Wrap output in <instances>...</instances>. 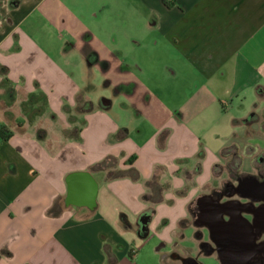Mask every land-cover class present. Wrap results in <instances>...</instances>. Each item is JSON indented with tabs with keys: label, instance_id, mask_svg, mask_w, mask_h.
<instances>
[{
	"label": "crops",
	"instance_id": "0c3cea01",
	"mask_svg": "<svg viewBox=\"0 0 264 264\" xmlns=\"http://www.w3.org/2000/svg\"><path fill=\"white\" fill-rule=\"evenodd\" d=\"M133 1L158 36L144 82L116 31L132 0H0V264H147L157 243L174 264L208 242L199 200L264 101V0Z\"/></svg>",
	"mask_w": 264,
	"mask_h": 264
},
{
	"label": "rangeland",
	"instance_id": "374dc122",
	"mask_svg": "<svg viewBox=\"0 0 264 264\" xmlns=\"http://www.w3.org/2000/svg\"><path fill=\"white\" fill-rule=\"evenodd\" d=\"M132 3H127V6H131L132 19L130 22H125L122 18L118 19L116 31L118 34H123L131 39L123 43L124 47L127 48L129 52L126 59L131 64H133V62L137 64V66L136 64L134 65L135 67L132 66V70L135 71V73L132 74H134L137 80L144 82V72H140V68H144L141 64L137 63V59H144V48L154 47L158 40V36L153 25L148 23L144 15H142L144 5L133 0ZM116 58L117 60L122 59V57ZM255 114L259 115V124L240 126V129L236 132L230 143V147L226 153V160H224V166L219 170V173L220 171L225 173V175H223L225 178H218V181H215V187L217 186L218 190L214 191H216L220 201L225 198L231 199L235 196L234 194L227 196L225 191L226 184L221 183L222 180L227 179L233 187L237 188L243 178L248 176L258 177L264 174V101L258 105ZM251 116L247 121L251 119ZM109 163L111 165V162ZM205 238L207 240L210 239L208 230L205 231ZM160 245V243H157L154 247L150 245L144 249V255L149 259L147 264H166L164 263L165 259L161 258L162 253H171V248L169 246L163 249L161 248V253H159L158 256L153 255ZM183 245L194 250L193 259L198 264H221L218 256L215 253L209 254L205 247L187 242L183 243ZM158 251L160 250L158 249ZM174 264L186 263L176 262Z\"/></svg>",
	"mask_w": 264,
	"mask_h": 264
},
{
	"label": "flooded vegetation",
	"instance_id": "af4514ba",
	"mask_svg": "<svg viewBox=\"0 0 264 264\" xmlns=\"http://www.w3.org/2000/svg\"><path fill=\"white\" fill-rule=\"evenodd\" d=\"M226 194L252 195L264 198V174L243 178L238 187L226 184ZM197 222L206 225L208 232L215 233L203 244L209 254H216L221 264H264V201L246 199L235 202L231 199L220 204L217 193L199 202ZM202 235V233H201ZM186 264H198L186 258Z\"/></svg>",
	"mask_w": 264,
	"mask_h": 264
},
{
	"label": "trees",
	"instance_id": "16d2710c",
	"mask_svg": "<svg viewBox=\"0 0 264 264\" xmlns=\"http://www.w3.org/2000/svg\"><path fill=\"white\" fill-rule=\"evenodd\" d=\"M259 122H260L259 115L254 113L251 116V119L248 120L245 123V125L249 126V125L259 124ZM263 132H264V129H263ZM10 137L11 135L7 132V130L4 127H0V138L2 140H8ZM101 166H103V164ZM114 176H118V175H114V174L111 175V177H114Z\"/></svg>",
	"mask_w": 264,
	"mask_h": 264
},
{
	"label": "water",
	"instance_id": "95a60500",
	"mask_svg": "<svg viewBox=\"0 0 264 264\" xmlns=\"http://www.w3.org/2000/svg\"><path fill=\"white\" fill-rule=\"evenodd\" d=\"M199 202H200V200H199ZM210 234H211V238H212L213 240H215V233L212 231V232H210Z\"/></svg>",
	"mask_w": 264,
	"mask_h": 264
}]
</instances>
